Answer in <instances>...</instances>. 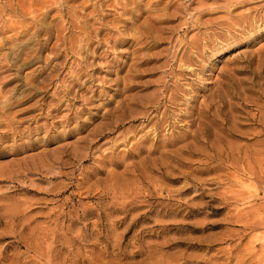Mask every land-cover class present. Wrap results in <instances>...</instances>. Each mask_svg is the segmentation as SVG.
<instances>
[{
	"label": "rangeland",
	"instance_id": "374dc122",
	"mask_svg": "<svg viewBox=\"0 0 264 264\" xmlns=\"http://www.w3.org/2000/svg\"><path fill=\"white\" fill-rule=\"evenodd\" d=\"M30 3L0 0V264H264V0Z\"/></svg>",
	"mask_w": 264,
	"mask_h": 264
},
{
	"label": "bare ground",
	"instance_id": "6f19581e",
	"mask_svg": "<svg viewBox=\"0 0 264 264\" xmlns=\"http://www.w3.org/2000/svg\"><path fill=\"white\" fill-rule=\"evenodd\" d=\"M31 1V3L29 4V8H27L28 10H26V11H28V13H34L35 12V10L34 9H32V7L33 6H35V7H39L40 6V9L41 10H43L44 9V12H48L49 10H51L52 9V7H53V5H54V3H55V0H30ZM66 2H69V1H72V0H65ZM18 3V2H17ZM8 4H9V2H8ZM19 4V3H18ZM11 4H9L8 5V7L10 6ZM21 5V4H20ZM10 9H11V7H9ZM22 11H23V8L22 7H19ZM37 8H35V9H37ZM9 9V10H10ZM18 9V8H17ZM19 9V10H20ZM39 9V8H38ZM39 9V10H40ZM9 10H7V12L9 11ZM13 10V9H12ZM16 10V9H15ZM18 11V10H17ZM14 12V11H13ZM37 12V11H36ZM71 22V21H70ZM25 29V28H24ZM18 31V30H17ZM59 35V34H58Z\"/></svg>",
	"mask_w": 264,
	"mask_h": 264
}]
</instances>
